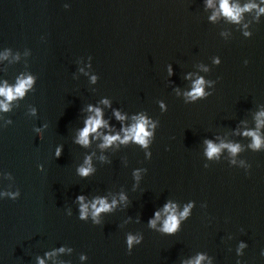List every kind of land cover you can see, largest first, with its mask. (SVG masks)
Instances as JSON below:
<instances>
[{
	"label": "water",
	"instance_id": "95a60500",
	"mask_svg": "<svg viewBox=\"0 0 264 264\" xmlns=\"http://www.w3.org/2000/svg\"><path fill=\"white\" fill-rule=\"evenodd\" d=\"M221 2L0 0V87L33 80L0 96V264H264V0ZM141 115L146 146L100 147Z\"/></svg>",
	"mask_w": 264,
	"mask_h": 264
},
{
	"label": "clouds",
	"instance_id": "9594fccd",
	"mask_svg": "<svg viewBox=\"0 0 264 264\" xmlns=\"http://www.w3.org/2000/svg\"><path fill=\"white\" fill-rule=\"evenodd\" d=\"M209 3H211V0H209ZM249 6H245L247 9ZM221 8L223 13L230 17L233 20H238L239 19V11L240 9H234L233 7L229 6L227 3V0H222L221 2ZM261 11H264V9H261ZM33 83V80L31 77L19 80L17 85L14 88H9L7 86L5 87H0V96L5 97V101H11L15 97H22L24 95V92L27 88L31 86ZM202 84L203 80H197L194 83V86L192 90L187 94L189 97L192 99H195L197 97L203 96V89H202ZM103 103H107V101H103ZM8 104L0 101V109L7 110ZM89 111L94 112V115L89 116L83 124V127L81 128L78 136V143L81 145H88L89 143V134L90 133H97V130L101 127H107L106 121L102 118V113L99 108H93L92 105H89ZM114 114L116 116V119L118 120H123L124 117L118 112L114 110ZM147 124V121L144 116H139L136 118V123L131 125L127 129H122L124 132V136L121 137L119 134H114V135H104L103 136V143L100 145V147H107L113 144L115 141L119 140L121 143H127L129 140H133L134 142L146 146L147 145V140L146 137L150 135L148 131H146L145 125ZM208 149H207V155L209 157H212L214 154H216L219 151V148L212 144L211 141H208ZM230 150L235 153L238 151V148L236 146H228ZM253 147H259V140H256L253 144ZM60 151L59 149L57 150V156H59ZM89 161L86 158L85 159V164H88ZM92 168L89 167H81L79 169V173L82 176H87L90 172H92ZM78 200L83 201V196H78ZM121 199H124L123 196H121ZM115 204V201L112 202ZM99 205V206H97ZM191 205L186 206L184 210L180 213V217L184 218L187 217L189 214V208ZM80 218L83 219L88 211V206L84 203H81L80 205ZM92 215L93 217L99 215V213L103 211H107L110 209V205L105 202L103 198L94 200L92 203ZM163 211L165 213H168V216L166 217L163 225V230L165 232H175L178 228L179 225V220L177 219L175 215V205H172L170 203H165L163 206ZM153 216L155 219H149V224L151 226L155 225L156 220L160 218V212L159 211H154ZM136 240L139 242L138 238H134L129 236L128 237V245L129 248L131 247V244L133 243V240ZM203 259V257H197L195 260L194 264H200V260ZM41 264L43 262L41 261Z\"/></svg>",
	"mask_w": 264,
	"mask_h": 264
}]
</instances>
